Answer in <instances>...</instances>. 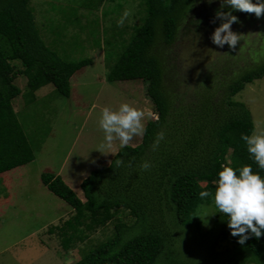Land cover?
<instances>
[{
  "label": "trees",
  "instance_id": "1",
  "mask_svg": "<svg viewBox=\"0 0 264 264\" xmlns=\"http://www.w3.org/2000/svg\"><path fill=\"white\" fill-rule=\"evenodd\" d=\"M123 1H136L145 16L106 79L142 80L157 117L146 123L139 145L119 147L110 164L90 172L81 183L84 199L61 175L42 174L44 185L74 210L49 232H57L63 249L70 251L90 231L114 222L112 235L82 249L72 264H264V235L238 243L212 198L222 165H251L264 176L240 139L255 129L251 112L233 99L248 83L264 77V58L232 77L218 98L211 84L195 100H176L166 84L159 46L173 44L189 12L197 24L205 22L194 7L197 0ZM30 2L0 0V174L34 160L33 143L13 107L23 92L18 76H27L30 102L46 85L58 96L69 97L72 76L93 63L92 58L65 60L51 49ZM161 131L165 139L153 150ZM144 161L152 165L148 170L140 167ZM200 191H208L209 197L200 198ZM208 207L211 215L205 218Z\"/></svg>",
  "mask_w": 264,
  "mask_h": 264
},
{
  "label": "rangeland",
  "instance_id": "2",
  "mask_svg": "<svg viewBox=\"0 0 264 264\" xmlns=\"http://www.w3.org/2000/svg\"><path fill=\"white\" fill-rule=\"evenodd\" d=\"M220 4L221 0H197L194 7L205 22L197 24L189 12L173 44L159 46L166 63V84L176 100H193L211 84L218 98L232 77L264 58V16L258 19L255 14L233 12L239 20L232 25L240 34L238 44L235 48L212 44L210 36L221 23L219 19L212 22L214 9ZM30 6L51 49L65 60L92 58L93 63L72 76L69 97L58 96L52 85H46L30 102L27 76L16 79L23 92L13 107L33 143L34 160L14 164L15 169L0 174V264H72L81 258L82 249L111 236L114 222L90 231L75 248L64 250L61 237L49 229L61 225L74 210L44 185L42 174L61 175L83 198L82 181L92 170L110 164L121 147L114 140L111 148L100 149L102 109L118 108L122 103L142 108L152 113L144 125L157 117L142 80L106 79L145 14L136 1L123 0H31ZM125 9L130 15L118 25ZM233 99L248 107L256 131L264 129V77L248 83ZM142 139L143 135L134 136L128 145L137 146ZM211 208L204 209L203 217L211 215Z\"/></svg>",
  "mask_w": 264,
  "mask_h": 264
},
{
  "label": "clouds",
  "instance_id": "3",
  "mask_svg": "<svg viewBox=\"0 0 264 264\" xmlns=\"http://www.w3.org/2000/svg\"><path fill=\"white\" fill-rule=\"evenodd\" d=\"M212 3L213 0H208ZM224 8H228L224 11ZM235 11L255 14L256 18L264 16V0H221L220 9L216 11L215 23H221L210 36L212 44L223 48H235L239 42L240 34L232 30L233 23L239 22ZM130 11L125 9L118 25H123ZM152 116L151 112L122 103L118 108L105 106L100 115L99 128L103 131V142L100 149L111 148L112 142L118 140L121 147L127 146L134 136H142L146 132L144 120ZM165 139L163 131L156 134L152 143L156 150L160 142ZM240 139L245 142L250 159H253L260 170H264V129L253 131L250 134H241ZM117 164L121 161L117 160ZM148 161L142 162L140 167L148 170L151 167ZM215 192L213 202L219 213L227 216V227L230 234L238 237V243L244 244L249 237L259 239L264 235V176L259 171H253L251 165H242L233 168L222 165L218 178L214 181ZM208 191H200L198 196L202 199L209 197Z\"/></svg>",
  "mask_w": 264,
  "mask_h": 264
}]
</instances>
